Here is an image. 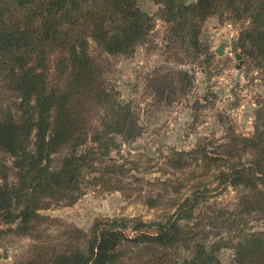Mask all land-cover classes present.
Returning <instances> with one entry per match:
<instances>
[{
  "label": "trees",
  "instance_id": "16d2710c",
  "mask_svg": "<svg viewBox=\"0 0 264 264\" xmlns=\"http://www.w3.org/2000/svg\"><path fill=\"white\" fill-rule=\"evenodd\" d=\"M153 1L168 59L197 61L206 21L217 16L239 25V48L264 83V0ZM156 26L138 0H0V240L37 241L16 264H264V229L251 224L264 219V97L250 135L228 126L160 158L114 155L145 127L110 74L119 56L151 42ZM194 81L187 69L157 67L144 92L171 104ZM193 106L205 105L199 98ZM152 171L174 177L136 173ZM229 187L238 191L235 207L214 208L209 198ZM91 189L120 191L160 213L149 221L100 216L88 230L61 229L41 213ZM222 248L233 250L230 262Z\"/></svg>",
  "mask_w": 264,
  "mask_h": 264
},
{
  "label": "rangeland",
  "instance_id": "374dc122",
  "mask_svg": "<svg viewBox=\"0 0 264 264\" xmlns=\"http://www.w3.org/2000/svg\"><path fill=\"white\" fill-rule=\"evenodd\" d=\"M138 1L145 11L155 15L156 30L151 42L139 46L134 55H122L116 59L110 77L121 91L124 101L134 100L140 108V119L145 130L142 137L123 145L120 154L115 152L114 155L132 158L142 153L150 158H160L161 151L169 147L190 149L200 137H222L228 126L238 133L252 134L258 101L264 97L263 73L239 48V25L230 20L220 22L217 16L209 18L201 36L204 49L199 59L195 62L175 61L168 59L165 53L163 35L166 26L159 19V4L153 0ZM223 42L224 54L219 55L216 48ZM237 54L242 56V62ZM157 67L189 70L195 81L188 96L171 104L153 102L150 95L144 92V78ZM208 93L209 100H203ZM199 98L205 105L202 108L193 106ZM136 173L151 180L174 177L158 171ZM237 199L238 191L229 187L223 192L213 193L209 203L217 209H233ZM41 213L56 219L53 225L61 229L71 226L88 230L94 219L100 216H141L149 221L155 219L160 210L150 209L139 200L127 199L120 191L91 189L72 205L52 207ZM251 224L257 230L264 229L263 218L254 219ZM218 231H222L221 228L213 230L212 235ZM36 243L27 236L14 235L1 239L0 264H16ZM219 256L222 261L230 262L233 250L222 248Z\"/></svg>",
  "mask_w": 264,
  "mask_h": 264
},
{
  "label": "water",
  "instance_id": "95a60500",
  "mask_svg": "<svg viewBox=\"0 0 264 264\" xmlns=\"http://www.w3.org/2000/svg\"><path fill=\"white\" fill-rule=\"evenodd\" d=\"M224 46H225V42H223L219 47L216 48V52L219 55L224 54ZM237 58L240 60V62H242V56L240 54H237ZM239 67H240V65H239Z\"/></svg>",
  "mask_w": 264,
  "mask_h": 264
}]
</instances>
